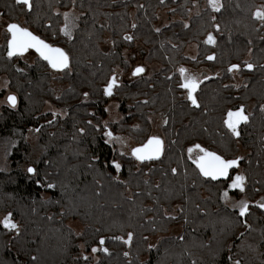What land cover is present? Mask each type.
Listing matches in <instances>:
<instances>
[{
    "label": "trees",
    "instance_id": "16d2710c",
    "mask_svg": "<svg viewBox=\"0 0 264 264\" xmlns=\"http://www.w3.org/2000/svg\"><path fill=\"white\" fill-rule=\"evenodd\" d=\"M219 2L217 12L208 0H31L29 11L16 0H0V11L11 20L70 57L69 68L54 77L39 56L31 64L21 61L19 69L20 56L9 58L7 46H0V80L7 78L17 97L15 108L0 109V149L8 161V168L0 169V213H12L21 225L17 234L0 224V264H233L237 259L264 264V209L257 206L264 195V22L253 16L264 10V0ZM164 10L170 20L158 27ZM64 13L70 14L71 37L61 32ZM209 33L215 44L205 43ZM107 38L111 46L104 50ZM138 44L159 70L118 82L105 96L116 68H130L125 51ZM192 45L195 56L186 52ZM233 64L245 75L239 86L228 71ZM181 67L212 72L195 92L199 107L180 87ZM54 80L67 84L60 95L51 86ZM111 99L119 103L121 118L104 124ZM47 103L54 109L45 111ZM241 106L248 121L238 125L236 137L224 121L229 110ZM152 114L167 120L158 160L141 163L107 141L110 131L143 144L151 134ZM195 144L227 159L236 157L239 145L248 151L230 173L241 168L245 191L229 189L248 198L244 217L222 199L230 181L203 177L189 159L188 148ZM113 160L121 164L119 172ZM29 167L36 174L28 173ZM176 207L177 215L168 214ZM70 219L84 224L81 234ZM177 225L182 233L163 236L149 248L152 236ZM93 247L109 252L98 251L94 260L87 256Z\"/></svg>",
    "mask_w": 264,
    "mask_h": 264
},
{
    "label": "snow or ice",
    "instance_id": "6c2138e0",
    "mask_svg": "<svg viewBox=\"0 0 264 264\" xmlns=\"http://www.w3.org/2000/svg\"><path fill=\"white\" fill-rule=\"evenodd\" d=\"M74 2V0H73ZM163 2V0H161ZM16 3L22 6L27 7L30 11L32 8L31 0H16ZM209 6L213 9V11H220L222 5L219 4L218 0H208ZM69 13H64L65 24L64 27L61 28V32L64 33L65 36L71 37L70 31V23H69ZM253 16L255 19L264 22V10L257 9ZM215 19V17H213ZM133 28L136 27L135 24L132 25ZM185 28L188 27V24L184 25ZM217 29L219 25H216ZM156 32H160V29H155ZM6 33H7V56L12 58L14 56H23L25 52L29 49H35V51L39 54V56L47 61L48 65L57 71H62L68 69L70 66V57L64 49L60 47H55L50 43H47L44 39L40 36L35 35L32 31H30L27 27L21 26L19 23L16 22H9L6 24ZM127 41H131L133 37L131 35H125L123 37ZM215 38L211 33L208 34L207 39L205 40L206 44H215ZM115 41H113V44ZM207 59L212 60L214 56H208ZM245 67L249 70L253 68L251 63H246ZM239 65L233 64L228 68L229 72L237 70ZM19 70V69H18ZM22 71V70H19ZM146 71L145 67L138 65L132 70V76H140ZM179 72L181 74L183 82L180 84V87L187 90V99L191 102L193 106L199 107L197 99L194 95L196 92L200 81L195 77L187 73V69L181 67L179 68ZM118 86V78L117 74L113 72L112 76L108 80L106 86L104 87V95L111 96L113 94V89ZM85 98H87L88 93H84ZM7 103L12 107L15 108L17 105V97L14 94H9L6 97ZM147 103V101H145ZM262 110H264V106H262ZM56 113H53L55 116ZM248 121V116L244 113V108L241 106L237 110H229L227 113V118L225 119L224 123L227 128L231 131V133L239 137L240 132L237 130L238 125L241 122L246 123ZM52 121H49L51 123ZM91 123V121H89ZM167 123V120L164 121ZM38 131V129H37ZM84 129H80V132H83ZM105 135L109 137V140L116 139L120 140L119 137H113L110 131L105 132ZM163 140L159 136H151L147 139V142L141 146L134 147L131 149V155L139 162L143 163L145 161H152L158 160L162 153H163ZM193 152H196V157L193 159ZM189 159H193V163H195L196 167L199 170L200 175L205 178H211L212 180L224 179L229 180L227 188L222 192L221 196L222 199L227 202L229 199V189L236 190L238 189L241 193L245 191V182L246 177L241 174L237 173L234 176H230V170L237 168L239 166V162L243 159V157H235L232 159H227L222 155H219L215 151H210L207 148L202 147L200 144H195L192 147L188 148ZM112 166L115 168L117 172L121 169V164L113 160ZM27 172L30 174H36L37 170L33 167H29ZM172 172L175 173L176 169L173 168ZM37 183H40L37 181ZM147 183V182H146ZM47 188L51 189L54 188L55 185L47 184ZM158 187V185H157ZM260 209H264V200L259 202L257 205ZM234 208H238L239 216L244 217L249 212V204L246 200H240L236 204L233 205ZM170 219H175V217H169ZM245 227L251 228V225L247 224V221H243ZM0 224L9 231H14L19 234V225L15 223L12 219V213H8ZM243 236V233H241ZM133 234L129 232L127 234V240H124V243L130 244L132 241ZM183 239V237H180ZM115 239H123L122 237H115ZM105 240L103 237L100 238L99 244L102 246L104 245ZM152 246L149 245V248ZM98 251H103L104 253H108L109 250L106 247H93L92 252L96 253ZM125 256L128 255L127 252L124 253ZM33 260L36 257H32ZM84 260H87L88 257L84 256ZM231 260V257H228ZM233 264H241L240 260L233 261Z\"/></svg>",
    "mask_w": 264,
    "mask_h": 264
},
{
    "label": "rangeland",
    "instance_id": "374dc122",
    "mask_svg": "<svg viewBox=\"0 0 264 264\" xmlns=\"http://www.w3.org/2000/svg\"><path fill=\"white\" fill-rule=\"evenodd\" d=\"M219 2V0H218ZM220 4V2H219ZM169 18L167 15V12L164 10L162 12H159V21L157 26L158 27H162L163 25L168 24L169 22ZM15 20H11L6 14L3 13V11H0V46L2 45H6L7 46V33H6V24L9 22H12ZM19 23V21H16ZM21 22V20H20ZM22 23V22H21ZM23 24V23H22ZM24 25V24H23ZM29 28V27H28ZM111 46V42L109 40V38H107V41L105 44L102 45L104 50H108ZM186 52L190 55L195 56L196 52H195V48L194 45L192 46H188L186 49ZM126 57L130 63V68L125 70L121 67H117L116 68V74H117V78H118V82H126V81H131L133 79H135L136 77L132 76V70L138 66L141 65L143 67H145L146 71L141 74L140 76H149L154 74L155 72H157L160 68V64H158L157 62H151L150 60L146 59V54H147V49L145 48L144 45L142 44H138L134 49L131 50H126L125 51ZM38 55L36 54V52L32 49H29L27 52L24 53L23 56H20L19 61H17V66L19 69H23L22 67V63L26 62L28 64L33 63L36 60V57ZM185 69H187V73L186 74H190L192 76H195L199 81L204 78L205 76L211 75L212 72H210V70H208L205 67H201V68H188L185 67ZM53 72V76H57L60 74L61 71H57V70H52ZM245 81V75L239 71V70H234L232 72V83L236 86H239L240 84H242ZM9 81L7 78L3 77L0 80V109L5 106V105H9L7 103L6 97L8 96V94L11 93L10 87L8 86ZM52 88L54 89V92L56 95H60L66 88H67V84L66 83H62L59 82L57 80L52 81L51 83ZM108 114L106 119L104 120V124L109 123L110 121H116L119 120L121 118V113L119 111V103L114 100L111 99L108 106ZM54 107L50 104L47 103L44 107V110H53ZM150 122H151V134L150 136L154 135V136H162V132H161V126L164 122V119L161 115L159 114H152L150 115ZM108 132V131H107ZM112 136L115 137H119L120 140H116V139H111L109 140V137L106 136V139L109 143H112L114 145V147H116L118 149V151L122 154H126V155H131V149L134 148L137 145H140V141L138 139H136L133 135H128L125 133H115V132H111ZM29 140L33 141V135L29 134ZM192 147V146H191ZM247 150H245L242 146L239 145V151L236 154V157H244L247 154ZM189 154V153H188ZM193 159H195L196 157V152H193L192 154ZM8 161H7V156L4 153V151H2L0 149V169H6L8 168ZM241 168L238 170L237 173H241ZM240 200H246L248 201V198L244 195V194H229V199L227 200V202H225V204H227L229 207L234 208L233 205L236 204L238 201ZM262 200H264V195H262L261 197H259V199L257 200V202H262ZM238 209V208H236ZM177 207L171 211L168 212V214L170 215H177ZM7 215V213H0V221L3 220V218ZM13 219V218H12ZM13 221L15 223H18L17 221H15L13 219ZM68 224L74 229V231L77 234H81L84 231V224L81 223L79 220L76 219H70L68 221ZM21 225H19L20 227ZM183 231V227L180 225L177 226H173L171 227L167 232L165 233H159L155 236H152L150 238V245L154 246L163 236L166 235H171V234H180ZM87 256H91L94 260H97V252L93 253L92 251L87 253Z\"/></svg>",
    "mask_w": 264,
    "mask_h": 264
},
{
    "label": "water",
    "instance_id": "95a60500",
    "mask_svg": "<svg viewBox=\"0 0 264 264\" xmlns=\"http://www.w3.org/2000/svg\"><path fill=\"white\" fill-rule=\"evenodd\" d=\"M12 22H16V21H12ZM16 23H18V22H16ZM20 24V23H19ZM21 25V24H20ZM21 26H23V25H21ZM23 27H25V26H23ZM28 28V27H27ZM30 31H32L35 35H38L37 33H35L32 29H30V28H28ZM38 36H40V35H38ZM41 37V36H40ZM42 38V37H41ZM43 39V38H42ZM45 40V39H44ZM46 41V40H45ZM47 43H49L48 41H46ZM51 44V43H50ZM53 45V44H52ZM53 46H55V47H60V46H57V45H53ZM60 48H62V47H60ZM62 49H64V48H62ZM32 50H34L35 51V49H32ZM65 50V49H64ZM36 52V51H35ZM65 52H66V50H65ZM36 54L39 56V54L36 52ZM40 57V56H39ZM41 58V57H40ZM47 62V61H46ZM51 68V67H50ZM52 69V68H51ZM52 70H55V69H52ZM10 94H14V93H10ZM9 95V94H8ZM15 95V94H14ZM194 95H195V93H194ZM152 136H154V135H152ZM151 137V136H150ZM161 138V137H160ZM162 139V138H161ZM163 140V139H162ZM147 142V140L143 143V144H145ZM143 144H140V145H137V146H135V147H138V146H141V145H143ZM163 147H164V141H163ZM219 154V153H218ZM219 155H221V154H219ZM235 169V168H234ZM233 170V169H232ZM232 170H230V173H231V171ZM218 180H224V179H218Z\"/></svg>",
    "mask_w": 264,
    "mask_h": 264
},
{
    "label": "flooded vegetation",
    "instance_id": "af4514ba",
    "mask_svg": "<svg viewBox=\"0 0 264 264\" xmlns=\"http://www.w3.org/2000/svg\"><path fill=\"white\" fill-rule=\"evenodd\" d=\"M20 24H21V23H20ZM21 25H22V24H21ZM23 26H24V25H23ZM25 27H26V26H25ZM212 35H213V34H212ZM213 37H214V35H213ZM214 38H215V37H214ZM206 39H207V37H206ZM202 79H203V78H202ZM202 79H201V80H202ZM201 80H200V81H201ZM159 137H161V138L163 139L162 136H159ZM163 141H164V139H163Z\"/></svg>",
    "mask_w": 264,
    "mask_h": 264
},
{
    "label": "bare ground",
    "instance_id": "6f19581e",
    "mask_svg": "<svg viewBox=\"0 0 264 264\" xmlns=\"http://www.w3.org/2000/svg\"><path fill=\"white\" fill-rule=\"evenodd\" d=\"M229 14V13H228ZM234 16V15H233ZM252 163V162H251ZM218 181V180H217ZM224 181V180H223Z\"/></svg>",
    "mask_w": 264,
    "mask_h": 264
}]
</instances>
